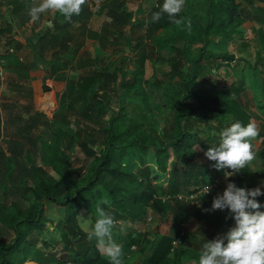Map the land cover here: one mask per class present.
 <instances>
[{"label": "trees", "instance_id": "16d2710c", "mask_svg": "<svg viewBox=\"0 0 264 264\" xmlns=\"http://www.w3.org/2000/svg\"><path fill=\"white\" fill-rule=\"evenodd\" d=\"M163 2L158 0L157 5L151 6L144 22H130L125 42L135 69L121 80L118 73L109 71L105 56L97 53L80 52L73 67L61 52L46 56L45 48L62 47L64 39L48 30L35 32L37 51L32 71L52 79L55 94L60 97L56 116L76 114L81 125L68 132L55 121V141H39L35 130L49 127L50 121L45 115L29 113L11 134L10 155L0 145V264H95L101 253L81 227V214L95 209L104 199L110 205L103 206L117 222L142 219L148 209L159 222L167 215V208L157 196L169 194L177 205L199 208L176 196L194 194L220 178L215 189L201 196L200 204L206 197L212 202L217 195L213 192L223 182L224 171L231 169H215V162L208 160L204 152L219 142L223 128L235 120L247 124L252 119L243 99L249 85L248 68L262 71L264 89V57L251 64L221 46H228L235 39L246 41L245 22L259 18L262 10L249 13L241 0H204L206 20L193 29L199 42L198 49L193 51L186 36V24L190 21L187 14L182 12L177 17L184 20L180 25L172 23L166 13L153 20ZM104 4H112L118 11H109L111 25L124 26L131 21L126 12L119 11L123 0H107ZM28 6L26 1L9 10V15L17 20L16 26L23 23L18 13ZM68 24L59 27L63 29ZM160 30L162 34L155 44L150 43ZM114 31L123 34L116 27ZM89 34L103 46L100 34ZM158 61H166L169 69L159 74L155 66ZM38 62L43 63L40 68ZM146 62L152 68L147 77L143 76ZM67 66L80 74L70 78ZM227 70L231 72L225 75ZM146 82L174 85L173 93L166 94V105L160 104L156 114L147 102ZM7 83L16 92L26 89L34 99L38 94L31 84L18 77H11ZM115 90L132 102L131 113L125 107L113 112L110 95ZM175 105L181 115L173 116L169 122L161 120L159 131L155 132L152 124L156 117L158 123L163 111L167 107L174 111ZM257 125L259 135L253 143L264 136V126ZM63 136L68 137L65 144ZM37 150L42 151L46 165L36 161ZM260 152L264 154V147ZM242 170L230 178L237 186L250 184L247 168ZM262 196L257 197L258 201ZM48 205L54 206L56 212L49 213ZM171 211L178 215L176 207ZM178 213H183L180 220L186 219L185 211ZM232 222L231 218L225 219L224 229ZM202 242L203 237L187 233L184 227L155 235L151 249L140 263L199 264Z\"/></svg>", "mask_w": 264, "mask_h": 264}, {"label": "rangeland", "instance_id": "374dc122", "mask_svg": "<svg viewBox=\"0 0 264 264\" xmlns=\"http://www.w3.org/2000/svg\"><path fill=\"white\" fill-rule=\"evenodd\" d=\"M242 5L247 9L249 13L258 14L260 8H264V0H242ZM204 0H186L185 7L183 9V14H187L189 17L191 24H192V30L191 33L187 31L186 36L188 37L187 42L190 43L188 46L191 50L196 51L199 46V42L196 41V39L193 36V29H196L197 24H203L206 20V14L204 10ZM264 10V9H263ZM181 12V13H182ZM101 14V12L97 13V15ZM262 15H259V18L255 19L253 23H259L260 18H262ZM264 22V21H263ZM262 22V23H263ZM249 23L246 22V26H248ZM254 30V29H253ZM162 34V31L160 30L153 39H150V43L155 44L156 38ZM264 23L261 26V23L256 26L255 32L249 29L247 31V37L246 41L235 39L232 44H229L226 46L225 44H222V48L230 50V52H233L236 56H240L248 60V63H254L255 57L258 55V51L260 47H263V53H264ZM249 36V37H248ZM248 38V39H247ZM104 46H101L99 44L98 46H93V48L96 49V53L99 56H105V60L109 63V71H115L118 73L119 79L121 80L122 77L127 76L129 72L133 71L135 69V64L131 57V51L127 47L125 40L123 38L119 39H108L105 43H103ZM92 45V43L90 44ZM25 49L20 50V54L16 55H10L14 57H9L10 60L7 62L9 65L11 64L14 71H16L17 76H20L21 78H28V81L32 83V87L34 90L38 93L37 97L34 99L30 96V93H27L26 89L20 90V92H14L9 87L5 85V83L1 82L0 79V114L2 118V124H3V137L0 139V145L4 150L7 151V155H10L9 150L12 148L13 141L12 133L16 130V125L20 123L21 118L25 120L29 113L31 114H40L41 117L45 115L47 119L50 121V126H42L35 130V133L39 137V141H47V142H54L56 139V133H55V126L56 122L59 121L61 125L68 131L73 132V128L76 126H80L81 124L76 120L77 116L76 114H70L65 113V115H57L56 113L59 110L60 107V101L59 96L55 94V89L52 85V79L48 76L46 77H39L35 72L32 71L31 68L28 67V64L25 63L27 60H32L33 58V52L35 48V43L31 41V44L28 45ZM84 46L85 47H88ZM30 49V52L28 53ZM25 50V51H24ZM26 53L24 56L23 53ZM188 51V48L186 50ZM31 53L32 56L29 54ZM79 51L78 50H68L64 54L65 59H69L71 62V66L75 65L76 58L78 56ZM262 53V54H263ZM9 56V55H7ZM26 56L27 59H26ZM46 56H49V54H46ZM264 56V54H263ZM22 57V59L20 58ZM22 63L24 65H22ZM69 65V66H70ZM69 77L70 78H76L80 72L79 70L76 71L72 67L69 68ZM155 66L158 69L159 74H162L163 72L167 71L169 69L168 63L166 61H158ZM186 66V65H185ZM231 71L227 70L224 72L225 75L227 73H230ZM152 74V68L150 62H146L145 64V70L143 76H150ZM248 74V84L249 87L246 91V94L244 95L243 99L245 100L246 107H248V110L251 113L252 121H255V123L260 122L262 123L263 115H264V93L261 94L259 92L261 88V75L262 71L259 69L252 70L248 68L247 70ZM118 83L115 84L114 88L118 87ZM174 85L170 82H164L161 85H152L150 83H145L144 87L147 91V102L152 106L153 113L156 114L158 111L157 107L162 104L163 106L166 105L165 99L166 94L173 93V87ZM205 87V86H204ZM116 91V90H115ZM61 91H59V94ZM131 96V95H128ZM34 99V100H33ZM110 102L115 110H118L119 108L125 107L128 113H131L133 105L132 102H130L126 95L116 91V93H113L110 95ZM78 104H76V107ZM108 111L111 112L110 109ZM181 115L178 105L174 106V111L171 110V107L165 109L163 111V118L159 117V122L157 123L156 120L158 117H156L155 121L152 124V128L155 132L159 131L160 121L165 120L169 122L171 118L174 116ZM72 127V128H69ZM62 142L65 144L68 141V137H62ZM39 141L37 142L39 144ZM260 146H264V141L260 142L257 141ZM262 149V148H261ZM258 157H260L259 160H264L261 158L259 152L257 154ZM35 159L39 164L46 165V159L44 158V155L42 154L41 150H37V154L35 155ZM248 168V167H247ZM82 176V174L80 175ZM234 177V176H233ZM232 177H229L230 179ZM227 180L224 178L223 182L220 184V186L213 192V194L221 193L223 192L224 188L226 187ZM240 184V183H239ZM238 186L245 187L243 184H240ZM247 187L249 188L248 184ZM181 195V194H180ZM182 196V195H181ZM188 196V195H185ZM171 199V200H170ZM176 201L172 198H169L166 200V208H167V215L164 216L163 220L160 222L156 221L157 215L152 212L151 209H148L147 213L143 216L142 219H138L135 221H125V222H117V225L115 229L113 230L114 239L120 243L123 246L124 250V264H141L140 260L144 254H146L150 249L151 245L155 240V235L162 236L166 235L168 233H171L173 230H180L181 227L186 230L187 233H194L197 236L201 237H208L209 239H213L217 233H222L224 229L225 224V218L228 216L227 210H215L212 212H206L204 209H208L211 207V200L206 197L202 201V203L197 206H200L199 208L190 207L186 204L183 205H177L175 203ZM48 204V203H47ZM176 207V212L179 215H175L174 210ZM48 212L54 213L56 212V208L54 206L48 205ZM184 212L186 213L184 220H180L179 217L183 213L178 212ZM81 222L80 225L84 229L85 232H89L91 230V225L95 222V209H90L87 212H82L81 214ZM54 219H57L55 217ZM155 225L158 226L157 232H152L151 228ZM96 247L98 248L97 242L95 238L91 239ZM99 250V248H98ZM99 253L101 251L99 250ZM101 258L98 262L95 264H108L107 258L100 254ZM50 264H73L70 262L66 263H57L53 262ZM188 264V263H187Z\"/></svg>", "mask_w": 264, "mask_h": 264}, {"label": "clouds", "instance_id": "9594fccd", "mask_svg": "<svg viewBox=\"0 0 264 264\" xmlns=\"http://www.w3.org/2000/svg\"><path fill=\"white\" fill-rule=\"evenodd\" d=\"M87 0H40L29 7L32 22L40 20L45 13H59L66 20L81 13L82 5ZM186 0H164L160 11L154 13L153 20L166 13L171 22L177 25L184 23L177 18L183 11ZM186 30L191 33L192 24L188 21ZM259 135V127L255 121L247 124L235 120L219 132V142L211 144L204 152L205 157L214 161L213 167L224 171L227 180L222 194L213 197L211 207L206 212L227 210L228 216L234 220V226L226 233H217L213 239H205L199 252V264H264V205L257 197L264 195L261 186L252 188L237 186L228 179L242 169L248 167L256 158L253 140ZM264 185V181L261 182ZM210 186L204 192L208 193ZM103 205H110L104 199L95 207V222L87 233L91 240L95 238L98 248L108 264H124L123 246L114 239L113 230L117 225L115 216Z\"/></svg>", "mask_w": 264, "mask_h": 264}, {"label": "crops", "instance_id": "0c3cea01", "mask_svg": "<svg viewBox=\"0 0 264 264\" xmlns=\"http://www.w3.org/2000/svg\"><path fill=\"white\" fill-rule=\"evenodd\" d=\"M7 1L9 0H0V79L1 82L5 83V85L9 88L10 86L7 83V80L11 79V77L14 78L18 77L20 79H23L25 83L32 85V83L28 81V78H21L20 76H17L16 71H14L11 64L9 65L7 62L10 60L9 57H14L10 55H14V54L18 55L20 54V50L25 48L27 50V47L29 48L28 45L31 44V41L36 43L37 35H35V32L37 30L39 32L48 30L51 33H55V34L57 33V36L60 37V39H64V46L62 47L48 46L44 50L46 54H50L51 52L54 51L65 54L66 52H68V50L69 51L78 50L79 53L82 51H87L91 55H93L94 53H96V49L93 48V46L99 47L100 43L97 41V39L92 37L89 34V32L100 34L104 43L108 41V39H114V38L116 39L123 38V40H125V36L129 33L128 27L130 25V22H135V21L136 22L139 21L140 23L144 22L146 20V15L148 14L149 9L151 8L152 5H155L154 0H123L124 5L122 8H120L119 11L126 12L129 16V20L131 21H129V23H127V25L124 26L121 25L113 26L111 25L112 20H111V16L109 15V11H113L115 13L118 11L115 8H113L112 4L109 5L104 4V8H102L99 11L101 12V14L99 15H97V13L94 14L90 9L89 2H86L85 5H82L83 10L81 11V13L79 15H73L71 20H66L59 13H45L41 16L39 21L32 22L29 16V7L33 4L39 3L40 0H12L13 2H7ZM26 1L29 2L28 8H26V10H24L23 12L18 13L20 17H23L22 20L23 23H21L19 26H16L17 20L13 19V17L10 16L8 12L9 10L17 9L21 3ZM263 9L264 8H261L262 13L260 14L263 17L260 18L259 21H257L259 22L258 24L253 23L255 19L253 21H246L249 23L248 26H246V22H245L247 31L251 29L252 31L255 32V28L257 25H259L260 23L261 26L263 25L264 23ZM19 16H18V20H19ZM67 22H69V24L66 25L63 29L59 27L63 24H66ZM115 27L116 29L121 30L123 34L120 35L118 32L114 31ZM105 30L107 32H105ZM91 43L92 45H90ZM87 45L89 46L84 48V46ZM34 49L35 50L33 52L32 60L25 61V63L28 64V67L31 69L35 68V66H33L32 64L35 60V52L37 51V49L36 47ZM29 52L30 49L28 53ZM262 53H263V47L262 48L260 47L258 51V55L257 57H255V60L258 57L260 58L264 57L263 56L264 53L263 54ZM23 55L25 56L26 53L24 52ZM29 55L32 56L31 53ZM27 57L28 56H26V59ZM20 58L22 59V57ZM42 64H43L42 62H38L37 66L40 68ZM22 65L24 64L22 63ZM248 87L246 88V91ZM11 90L15 92V90L13 89ZM259 92L263 94L264 89L260 88ZM259 123L260 122H258L257 120L256 124ZM258 140L260 142L264 141V136H261L254 141V145H255L254 151L256 152V154H258L259 152L261 158L264 159V154L260 152L261 148L263 149L264 146L260 148V146H258L259 144L257 143ZM259 159L260 157L256 155V158L253 161H250L248 164L247 180L248 183L250 182V184H248L249 188L256 186H261V188H264V185L261 184V182L264 181V160H259ZM245 187H247V185ZM259 202L262 205H264V195L259 199ZM261 210H264V208H262Z\"/></svg>", "mask_w": 264, "mask_h": 264}, {"label": "built area", "instance_id": "2783aa9c", "mask_svg": "<svg viewBox=\"0 0 264 264\" xmlns=\"http://www.w3.org/2000/svg\"><path fill=\"white\" fill-rule=\"evenodd\" d=\"M106 1L107 0H87V2H89V4H90V9H91V11L94 14L98 13L101 10L102 6L104 5V3ZM154 2H155V5L158 4V0H154ZM262 125L264 126V115H263V119H262ZM220 181H221L220 178H216V180H215V182L213 184H205V185H203L198 190V192H196L194 194H191V195H188V196L177 195L176 197L179 198V199L182 198V199H184V201H188L190 204H193V205L197 206L200 203L201 196L203 194L210 193L213 189L216 188V186L218 185V183ZM208 186H210V191L208 193H205L204 190ZM157 197H160L162 202H166V200H168L169 198H172L173 196H171L169 194H166V195H161V196H157ZM173 243H175V241H173Z\"/></svg>", "mask_w": 264, "mask_h": 264}, {"label": "water", "instance_id": "95a60500", "mask_svg": "<svg viewBox=\"0 0 264 264\" xmlns=\"http://www.w3.org/2000/svg\"><path fill=\"white\" fill-rule=\"evenodd\" d=\"M163 219H164V218H163ZM159 222H160V221H159ZM232 226H234V222L230 223V224L225 228V230H224L222 233H226L227 230H228L230 227H232ZM157 229H158V226L155 225V226L153 227V229H152V232L156 233V232H157Z\"/></svg>", "mask_w": 264, "mask_h": 264}]
</instances>
